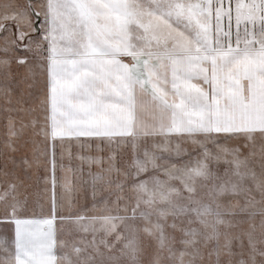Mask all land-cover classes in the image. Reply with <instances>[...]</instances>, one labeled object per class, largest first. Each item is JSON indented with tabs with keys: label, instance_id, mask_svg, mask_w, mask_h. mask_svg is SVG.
<instances>
[{
	"label": "snow or ice",
	"instance_id": "snow-or-ice-1",
	"mask_svg": "<svg viewBox=\"0 0 264 264\" xmlns=\"http://www.w3.org/2000/svg\"><path fill=\"white\" fill-rule=\"evenodd\" d=\"M0 264H264V0H0Z\"/></svg>",
	"mask_w": 264,
	"mask_h": 264
}]
</instances>
